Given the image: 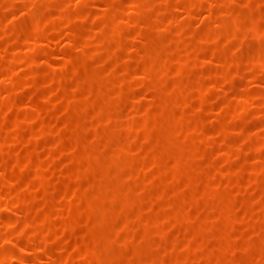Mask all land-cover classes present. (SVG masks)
Here are the masks:
<instances>
[{
	"label": "rangeland",
	"instance_id": "1",
	"mask_svg": "<svg viewBox=\"0 0 264 264\" xmlns=\"http://www.w3.org/2000/svg\"><path fill=\"white\" fill-rule=\"evenodd\" d=\"M0 264H264V0H0Z\"/></svg>",
	"mask_w": 264,
	"mask_h": 264
}]
</instances>
